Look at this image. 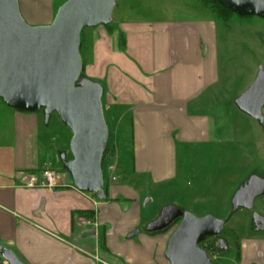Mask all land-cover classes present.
Segmentation results:
<instances>
[{
	"label": "crops",
	"instance_id": "obj_1",
	"mask_svg": "<svg viewBox=\"0 0 264 264\" xmlns=\"http://www.w3.org/2000/svg\"><path fill=\"white\" fill-rule=\"evenodd\" d=\"M179 1L194 4L176 3L178 11L171 17L151 22L113 15L111 24L84 31L85 75L104 87L105 117L117 124L110 158L116 162L104 183L105 200L78 191L69 173L56 171L51 159L42 164L35 159L40 111H15L3 118L6 124L11 119L13 128L11 137L8 130L7 135L0 132V251L11 253L19 264H170L165 253L172 233L147 231L155 219L148 220L143 211L149 196L146 182L158 186L182 179L187 170L179 171L180 160H194V149H206L225 135L220 133L221 110L209 114L192 109L205 106L221 85V21L198 0ZM19 3L32 26L49 25L55 18L52 0ZM239 113L249 130L256 127L254 119ZM62 137L71 144L73 134ZM59 154L67 156L62 150ZM44 168L55 171L63 186L54 191L28 187L29 175ZM137 181L146 187L136 188ZM236 248L235 264H264V239L245 237ZM0 264H11L1 252Z\"/></svg>",
	"mask_w": 264,
	"mask_h": 264
},
{
	"label": "water",
	"instance_id": "obj_2",
	"mask_svg": "<svg viewBox=\"0 0 264 264\" xmlns=\"http://www.w3.org/2000/svg\"><path fill=\"white\" fill-rule=\"evenodd\" d=\"M240 17L264 20V0H218ZM116 0H67L49 25L32 26L23 17L19 0H0V100L15 111L44 113L46 125L53 114L73 134V159L61 155L75 188L105 200L102 160L110 139L103 104L104 87L81 78L84 68L81 34L87 28L113 21ZM235 104L239 111L264 124V67ZM264 196V176L253 175L235 193L232 212L252 210ZM181 220L170 237L165 256L170 264H213L199 246L222 234L226 220L212 215L197 217L174 205L165 206L148 224L150 233L162 232ZM258 230L264 232V227ZM132 233L129 238L138 235ZM227 250V247L222 251ZM1 254L19 264L11 253Z\"/></svg>",
	"mask_w": 264,
	"mask_h": 264
},
{
	"label": "rangeland",
	"instance_id": "obj_3",
	"mask_svg": "<svg viewBox=\"0 0 264 264\" xmlns=\"http://www.w3.org/2000/svg\"><path fill=\"white\" fill-rule=\"evenodd\" d=\"M52 1L55 16L59 7L67 0ZM176 1L116 0L113 15L121 16L126 21L136 22L166 19L171 17L172 11H178L176 3L183 4ZM193 4V1L191 5L187 1L183 6H193ZM197 5L201 7L200 4ZM232 21L231 24L229 23L230 29L224 23L218 22L220 60L222 61L221 85L217 87V92H213L215 94L205 103V106L192 107L193 111L197 113L211 114L212 110H217V112L221 110L219 114L221 118L220 133L225 132V135L229 137L222 135L219 141L205 146L206 149H194L195 158L190 162L180 160L179 171L187 170L186 176H183L182 179L172 184L158 186L146 182L147 189L149 186V191H147L149 196L142 202L143 211L148 220L157 219L162 209L168 205H174L183 211L191 212L197 217L212 215L217 219L225 218L228 224L223 230V236L228 239L231 250L230 253L219 255L216 259L212 257L213 264H235L236 243L242 238L264 239L263 235L253 234L248 229L250 215L247 210L240 209L235 213L232 212V199L236 191L252 174L264 173V126L255 122L256 127H251L250 130L252 128L254 130L250 131L246 118L241 116L235 104V100L253 84L258 67H264V20L257 17L245 19L234 16ZM86 48L87 46H84V50ZM212 106L217 108L214 109ZM104 107L106 114L109 109L105 105ZM14 113L15 110L8 108L0 100V132L7 135L8 130L9 137L12 135L13 125L9 122L11 119H8L9 123L6 124V119L3 118L6 115L10 117ZM40 113L42 122L39 127V143L35 159H38L41 164L51 159L56 171H66L59 160L61 159L59 152L62 150L67 154L68 159H73L70 143L62 137L68 136L69 138L72 132L61 122L57 114H53L49 124L46 125L44 113ZM106 121L110 135L112 132V136H114L115 127H117L116 121L115 125L112 120L106 119ZM230 126H232L231 133L228 131ZM233 135L236 137H232ZM110 138L112 139V137ZM111 139L112 145L113 140ZM6 157L9 158L4 155V159ZM0 159H2L1 155ZM115 162L109 158V162L105 164V181L109 178V167L112 166V171ZM195 166L197 171L194 169ZM199 170L201 173H198ZM206 176H208V181L205 184L203 179ZM133 184L136 185V188H141L143 185L140 181ZM142 196L144 198V195ZM177 227L178 225L173 226L166 232L167 235L173 234ZM261 248L260 244L256 245V249ZM101 257L111 260L109 255L106 257L101 255ZM261 261L264 262V254L261 256Z\"/></svg>",
	"mask_w": 264,
	"mask_h": 264
},
{
	"label": "flooded vegetation",
	"instance_id": "obj_4",
	"mask_svg": "<svg viewBox=\"0 0 264 264\" xmlns=\"http://www.w3.org/2000/svg\"><path fill=\"white\" fill-rule=\"evenodd\" d=\"M259 70H260V68L258 67L257 75L259 73ZM257 75L255 76V79H256ZM263 109H262V111H263ZM256 122H258V121H256ZM258 123L264 126V124H262L260 122H258ZM251 176H253V175H251ZM263 176H264V173L261 175V177H263ZM262 202H264V196L257 197L256 200L254 201L253 209L247 210L249 212V215H250L249 223H248V229L250 231H252L254 234H256V233H263L264 234V232L258 230L259 228L264 227V207L260 206V203H262ZM180 221H181L180 219L177 220L173 225H179ZM227 224H228V221L226 220V225ZM199 246L202 250H204L208 254L211 261H213L212 257H214L216 259L219 255H225V254L230 253V250H231L230 243H229L228 239L223 236V232L219 236L212 237V238H209L208 240H205L204 242H201L199 244ZM226 247H227V250L222 251Z\"/></svg>",
	"mask_w": 264,
	"mask_h": 264
},
{
	"label": "trees",
	"instance_id": "obj_5",
	"mask_svg": "<svg viewBox=\"0 0 264 264\" xmlns=\"http://www.w3.org/2000/svg\"><path fill=\"white\" fill-rule=\"evenodd\" d=\"M198 1L201 2V4L203 6H205L207 9H209L213 13V15L219 21H221L224 24L229 23L234 16H238L235 13H233L231 10L226 9L222 5H220V3L218 2V0H198ZM238 17H240V16H238ZM251 17L252 16L240 17V18H245L246 19V18H251ZM84 31L81 34V55H82V51H83V48H84V46H83L84 45V43H83V34H84ZM81 78H85V79L92 80V79L86 77L84 68H83V71H82V74H81ZM92 81H94V80H92ZM94 82H97V81H94ZM104 95H105V92H104ZM110 137H111V135H110ZM110 139H109L108 147L106 149V152H105L104 157H103V160H102L103 169H104V165L106 163V160L109 159V158H111L112 156H114V148L111 145ZM105 193H106V190H105ZM78 214L84 215L86 218H89V219H92L93 216H94L93 213H90V212H81V213H78ZM173 226H175V225H172L171 227H169L168 229H166V230H164V231H162L160 233H166V232H168Z\"/></svg>",
	"mask_w": 264,
	"mask_h": 264
},
{
	"label": "built area",
	"instance_id": "obj_6",
	"mask_svg": "<svg viewBox=\"0 0 264 264\" xmlns=\"http://www.w3.org/2000/svg\"><path fill=\"white\" fill-rule=\"evenodd\" d=\"M38 174L35 173L29 175L27 181L28 187L30 188L44 187L49 189L50 191H54L55 189H59L61 186H63V184H61L60 177L51 168H44L40 170ZM88 224H90V221H88Z\"/></svg>",
	"mask_w": 264,
	"mask_h": 264
}]
</instances>
